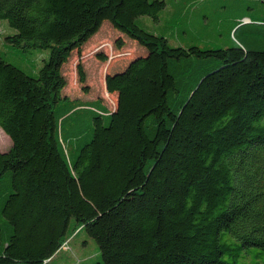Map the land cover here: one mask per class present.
<instances>
[{"label":"trees","instance_id":"1","mask_svg":"<svg viewBox=\"0 0 264 264\" xmlns=\"http://www.w3.org/2000/svg\"><path fill=\"white\" fill-rule=\"evenodd\" d=\"M234 1L230 45L202 48L140 22L167 0H0L3 40L50 51L34 74L0 51V264H67L83 229L82 264H264V0ZM106 20L145 49L110 61L113 110L63 95Z\"/></svg>","mask_w":264,"mask_h":264},{"label":"rangeland","instance_id":"2","mask_svg":"<svg viewBox=\"0 0 264 264\" xmlns=\"http://www.w3.org/2000/svg\"><path fill=\"white\" fill-rule=\"evenodd\" d=\"M183 2L173 4L172 0H167V6L159 12V21L150 16H141L139 17L140 22L151 32L167 33L171 46L187 43V39L178 38V31L186 28H189L190 37L195 34L193 42L202 48L230 45L227 27L230 17L239 9L237 3L234 4V0L195 1L192 9L186 8V1L183 0ZM206 16L208 18L204 21ZM13 32L15 30L3 20L0 25V51L5 53L8 61L27 73L34 74L43 66L44 60L49 58L50 51L42 48L17 47L3 40V34L8 35ZM2 42L6 45L3 46ZM119 44L123 45L119 46ZM144 52L145 49L136 41L115 29L108 20L104 21L100 30L84 44L82 51L79 53L74 50L64 64L62 71L67 85L63 89V95L82 100L101 99L109 110H113L117 95L109 84L110 61H127L130 57L141 55ZM102 55L106 58L104 59ZM79 63L85 70L86 80L84 82L80 81L78 74ZM10 145V138L0 127V150L5 151ZM68 247V251L58 254V256L64 254L63 258L67 260V264H82L89 257L101 256L100 252L96 256L98 254L97 243L87 235L84 229L72 235Z\"/></svg>","mask_w":264,"mask_h":264},{"label":"water","instance_id":"3","mask_svg":"<svg viewBox=\"0 0 264 264\" xmlns=\"http://www.w3.org/2000/svg\"><path fill=\"white\" fill-rule=\"evenodd\" d=\"M1 151V150H0ZM2 152H4V151H2Z\"/></svg>","mask_w":264,"mask_h":264}]
</instances>
